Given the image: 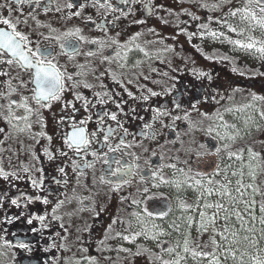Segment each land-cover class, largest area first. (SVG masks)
Masks as SVG:
<instances>
[{"label":"flooded vegetation","instance_id":"1","mask_svg":"<svg viewBox=\"0 0 264 264\" xmlns=\"http://www.w3.org/2000/svg\"><path fill=\"white\" fill-rule=\"evenodd\" d=\"M5 2L0 0V3ZM48 2L43 0V4ZM67 2L55 0L50 11H45L42 4L31 14H28L25 5L24 18L37 32L47 31L40 25H51L60 32L81 28L82 34L89 40L107 39L109 44L102 55H108L116 47L110 44L112 39L125 44L135 37L128 44L133 50L128 53L126 61L113 59L102 62V55L98 54L95 57L80 55L67 64L69 72L81 73L79 78L92 86L91 90L78 89L95 107L89 106L87 112L81 108L76 113L77 119L91 117L85 126L91 132L97 128L103 112L116 113L123 127L111 138L110 144L118 145L123 138L129 146L121 145L123 155L121 152L108 153V157L112 161L119 158L122 164H131L135 173L129 177L130 183L122 185L119 191H113L114 184L102 183L99 179L107 165L98 162L95 168L84 169L83 176L79 170H74L73 160L81 162L60 139L62 129L57 124L61 115L59 103H54L51 110H42L41 116L46 124L43 129L41 123H33L30 131L19 132L0 118V127L5 129L0 133V167L21 177L10 180L0 178V222L6 217L13 218L12 223H0V228L5 229L0 232V237L12 244L23 241L32 249L6 248L4 239H0V264H77V261L88 264V258H94L97 264H159L156 254H161L160 248L153 240L142 235L129 242L117 235H131L140 230L131 215L138 209L131 201L140 200L144 188H149V195L156 197L154 200L143 197L149 210L157 212L167 210L169 206L172 208L168 217L163 221L153 219L149 227L154 222L171 231L170 222L181 216L179 201L194 192L189 189L190 193H187L162 183L153 187L159 181L152 173L156 172L165 179L172 178L174 170L161 167L167 164H177V167L186 170L192 167V174L195 170L212 171V161L217 158L203 153L214 151L213 145L219 146L221 141L216 138L215 132L209 133L208 128H218L219 116H223L229 124L241 123L246 115L259 119L258 112L253 111L256 101L252 95L264 96L261 60L229 44L223 37L213 38L208 34L223 31L225 37L243 39L217 23V20L223 21L230 8L239 6L237 0L230 3L226 0H137L127 5L112 0L123 12L94 8L91 0H77V3L86 5L80 16L69 14L79 9L64 8ZM216 4H219L218 8L213 7ZM55 7H61L62 11H55ZM18 15L14 8L12 17ZM89 17L96 23H91ZM229 22L233 26L238 24L237 19L230 18ZM201 25L207 27L201 28ZM101 26L107 28V35L100 31ZM96 47L83 44L81 51L87 53ZM141 48L148 56L140 51ZM61 63H65V58H61ZM121 64L125 66L121 67ZM113 73L121 81L120 84L113 81ZM98 76L100 79H97ZM101 84L107 87L102 88ZM96 92H108L109 95L103 97L108 102L97 103ZM152 92L157 95H151ZM65 98L71 100L72 93H66ZM116 102H121L119 109ZM260 102L264 106V101ZM76 103L79 108L80 102ZM177 104L179 107H176ZM248 104L253 107L245 108ZM228 108H232L233 112L228 113ZM236 108L244 111L236 112ZM177 116L179 120L175 119ZM145 124L152 127L145 128ZM19 126H24L22 121ZM105 126L116 128L117 123L106 117ZM124 128L131 135L123 136ZM70 130L67 125L63 128V131ZM41 131L51 136L52 141L39 136ZM142 132L147 135H142ZM251 138L260 139V125L254 126L252 132L237 141L235 147H241L246 139ZM200 145H205V148ZM255 146L256 142L253 148ZM44 147L54 151L57 158L49 160L43 154ZM92 147L95 150L98 145L93 144ZM61 150L68 152V156H59ZM197 152L202 154L199 160ZM86 159L90 160L91 156ZM184 161L188 164L185 165ZM218 162L221 167L224 166L223 154ZM61 166L65 168L66 176L59 172ZM25 168L29 169L28 173L23 171ZM38 168L43 171H36ZM41 179L43 188H33L31 181L39 182ZM55 180L61 182L57 184ZM24 196L41 199H33L29 203L23 199ZM45 198L50 201L48 205L43 204ZM11 199H17L20 207L12 205ZM59 200L64 203L55 215L61 219L55 220L52 219V209ZM37 216H46L47 219L41 224L35 219ZM29 218H33L32 224L27 223ZM172 235L178 234L173 232ZM172 235L167 236L170 241ZM160 239L166 240L165 237ZM150 245L152 250L148 249ZM46 248L48 251H45ZM122 248L128 251H120ZM138 251L140 255L135 254Z\"/></svg>","mask_w":264,"mask_h":264},{"label":"snow or ice","instance_id":"2","mask_svg":"<svg viewBox=\"0 0 264 264\" xmlns=\"http://www.w3.org/2000/svg\"><path fill=\"white\" fill-rule=\"evenodd\" d=\"M136 2L137 0H119V3L124 5ZM226 2L230 3L231 0H226ZM237 2L239 6L230 8L223 21L217 20V23H221L222 27L226 26L229 32L235 33L237 37L243 39L225 37L223 31H211L208 34L213 38L223 37L228 40L229 44L264 60V0H237ZM54 3L55 0H49L46 4H43V0H6L5 3H0V10H2L0 11V101H2L0 103V118L19 132L30 131L33 123H41L43 129L46 124H44L41 116L42 110H51L54 103H59L61 115L57 124L62 129L60 139L81 162L77 163L73 160V169L79 170L80 175L83 176L85 174L84 169H93L98 162L107 165L106 169H102V175L99 179L102 183L114 184L113 191H119L122 185L131 182L129 177L135 173L131 164L127 162L122 164L119 158L112 161L108 157V153L121 152L123 155L121 145L129 146L123 138L120 139L118 145L112 146L110 144L111 138L123 125L117 120L116 113L103 112L99 116L97 128L91 132L87 130L85 126L90 122L91 117L78 120L76 113L81 108L87 112L89 106L95 107V104L78 89L83 87L91 90L92 86L79 78L81 73L69 72L67 67L69 61L80 55L87 57L102 55L109 41L107 39L89 40L82 34L81 28L60 32L51 25H40L47 31L37 32L32 29L29 21L24 18L26 15L24 6H27L28 14H31L34 9L40 8L42 4L45 11L53 10ZM91 5L94 8H102L110 12L124 11L115 6L112 0H91ZM85 6L84 3H77V0H68L63 7L68 10L79 9L78 11H70L69 14L80 16ZM213 7L218 8L219 4L213 5ZM14 8L19 12L15 18L12 17ZM54 10L60 12L62 8L55 7ZM32 18L35 19V16ZM194 18L198 19V17ZM230 18L237 19L238 24L233 26L229 22ZM89 20L93 24L96 23V21L91 20V17ZM206 27L207 25H201V28ZM100 31L107 35V28L101 26ZM134 40L135 37L132 38V41L120 44L118 40L112 39L110 44L116 47L108 55H102V62H111L113 59L126 61L128 53L133 50L128 47V44ZM83 44L97 45L98 47L94 50L89 49L87 53H82ZM140 51L148 56L144 49L141 48ZM61 58H65V63H61ZM124 66L121 64V67ZM97 79L100 77L98 76ZM112 79L117 84L121 83L114 73ZM101 87L106 88L107 86L101 84ZM68 92L72 93L73 98L71 100L65 98V94ZM108 95V92H96L97 103H107L108 101L103 97ZM114 95H118V93ZM128 95L131 96L132 94L129 92ZM151 95L155 96L157 93L152 92ZM143 98L147 99V97ZM252 99L264 101V96L253 94ZM77 101L80 102L79 108ZM116 107L119 109L121 102H116ZM176 107L179 105L177 104ZM252 107L251 104L245 106V108ZM226 111L231 113L233 109L228 108ZM235 111L241 112L244 109L236 108ZM164 114L161 113V115ZM257 115L260 120H264V109L259 110ZM33 117H36L35 121ZM106 117L116 121L117 127H106ZM175 119L179 120L180 117L177 116ZM218 119L220 120L218 128L209 127L207 131L209 133L215 132V136L221 141V144L219 146L213 145L214 151L203 153V155L217 158L212 161L211 172L195 170L192 174V167H188L186 170L183 167H177V164H167L161 167L172 168L174 170L172 178L165 179L156 172L152 173L153 177L159 181L153 187H159L162 183L174 186L177 190L191 189L196 194L195 201L191 204L186 200L181 199L179 201L178 208L181 216L170 222L171 231L154 222L149 227V222L153 219L163 221L168 217L172 208L169 206L167 210L157 212L149 210L143 197L146 196L148 200H154L156 197L149 195L150 189L146 187L140 200L131 201L138 209L131 215L135 217L140 230L131 235L117 234L129 242L142 235L153 240L160 248L161 254H156V260L159 264H264V180L261 179L264 177V152L254 150L250 144L235 147L237 141L243 140L244 136L250 134V127L256 124V118L248 115L243 120V129L238 128L236 124H229L223 116H219ZM21 121L23 127L19 126ZM65 125L71 130L63 131ZM144 127L151 128L152 126L145 124ZM219 129H223V131ZM4 131L5 129L0 127V133ZM38 135L46 137L49 142L52 141V137L44 131ZM128 135L131 134L124 128L123 136ZM142 135H147V133L142 132ZM93 144L98 145L95 150H93ZM200 147L205 148V145H200ZM43 154L49 160L57 158L54 151H50L48 147H44ZM222 154L225 158L223 167L218 162V158ZM196 155L199 160L202 154L197 152ZM59 156L67 157L68 152L61 150ZM89 156L91 159H86ZM183 163L187 165L188 161ZM23 171L28 173L29 169L25 168ZM36 171L41 172L43 170L38 168ZM59 172L64 176L67 175L63 166L59 168ZM13 177L21 178L18 173L6 171L0 167V178L10 180ZM60 182V180H55L57 184ZM31 184L33 188H43L42 179L39 182L32 180ZM23 199L30 203L33 199L40 200L41 198L24 196ZM49 202V199H43V204L48 205ZM10 203L20 207L17 199H11ZM63 203L62 200L56 202L52 209V219H61L55 215V212ZM35 219L43 224L47 217L37 216ZM12 222L13 218L6 217L0 223ZM27 223L32 224L33 218H29ZM60 227L63 228L64 225L61 223ZM193 230L196 232L195 237H193ZM4 231V228H0V232ZM173 232L178 234V238L174 242L160 239L171 236ZM208 233H211L208 241L202 242L201 238ZM0 239H4L6 248L32 250L30 245L23 241L12 244L4 237H0ZM45 251L48 249L46 248ZM120 251H128V249L122 248ZM135 254L140 255L141 253L138 251ZM166 256L168 258H165ZM88 264H97V261L94 258H88Z\"/></svg>","mask_w":264,"mask_h":264},{"label":"rangeland","instance_id":"3","mask_svg":"<svg viewBox=\"0 0 264 264\" xmlns=\"http://www.w3.org/2000/svg\"><path fill=\"white\" fill-rule=\"evenodd\" d=\"M257 35H259V33H257ZM249 54V53H248ZM253 58V57H252ZM251 58V59H252ZM253 60V59H252ZM248 62V61H247ZM253 67V66H252ZM260 69H261V73H262V75H264V60H261V66H260ZM253 75V74H252ZM256 101V104H255V107L253 108V111H259L260 110V105H261V109H264V106H263V104L260 102L259 103V100H255ZM252 111V112H253ZM255 115H256V113H255ZM247 118V115L245 116V118L244 119H246ZM256 118V117H255ZM237 125V127L238 128H241V129H243L244 128V124H243V121H241V123H239V124H236ZM260 125V139H246V142L244 143V145H249L250 144V146L253 148L254 147V144H255V142H256V146H255V148H253L254 150H256V151H259V152H264V143H262V141H264V120H260V119H256V124L255 125H252L251 127H250V131L252 132V129H253V127L255 126V127H258ZM217 179H219V177H217ZM261 179L262 180H264V177H261ZM192 191V190H191ZM194 192V191H193ZM195 198H196V194H195V192L191 195V196H185V197H183V199L182 200H186L188 203H193L194 201H195ZM257 199H259V197H257ZM211 233H208V234H205L202 238H201V240H202V242H207L208 241V237H209V235H210ZM196 236V232H195V230H193V237H195ZM166 238V240L168 239L167 237H165ZM168 241H170V239H168ZM148 249L149 250H152V247H151V245H150V247H148ZM155 250V249H154ZM165 258H168L167 256L165 257Z\"/></svg>","mask_w":264,"mask_h":264},{"label":"trees","instance_id":"4","mask_svg":"<svg viewBox=\"0 0 264 264\" xmlns=\"http://www.w3.org/2000/svg\"><path fill=\"white\" fill-rule=\"evenodd\" d=\"M189 190V189H188ZM188 190H186V192L188 191ZM173 237H172V242H174L175 241V239H177L178 238V235H172Z\"/></svg>","mask_w":264,"mask_h":264}]
</instances>
